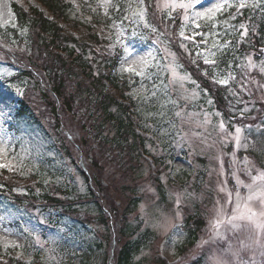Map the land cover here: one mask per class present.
Returning a JSON list of instances; mask_svg holds the SVG:
<instances>
[{"label":"rangeland","instance_id":"obj_1","mask_svg":"<svg viewBox=\"0 0 264 264\" xmlns=\"http://www.w3.org/2000/svg\"><path fill=\"white\" fill-rule=\"evenodd\" d=\"M129 1L128 13L112 17L106 34L111 36L109 40L114 47L122 51L117 74L137 82L129 95L137 103L141 124L152 134L153 144L147 148L155 156L165 159L157 175L152 173L150 163L141 156L139 172L124 177L117 162L97 151L96 158L103 173L101 184L111 188L110 195L118 209L121 207L123 211L126 201L123 204V199L130 198L124 196L120 188L126 186V192L130 185L135 186L138 190L134 192L141 195L136 211L128 218L136 230L135 238L141 242L131 264H190L200 257V264H264V235L255 224L244 221L245 226L235 231L222 226L219 231L223 238L215 236L212 227L217 209L227 198V193L220 191L222 182L227 179L228 191H234L235 177L230 173L234 171L243 184L252 183L244 171L245 157L253 176L257 171H264V73L260 71L264 57H256L254 51L248 53L242 48V44H247L251 34L258 30L259 20L264 21V7L260 6L264 5V0H246L247 4L257 6L246 7L234 20L228 15L229 12L235 14L236 9L232 7L218 14L215 21L201 19L195 23L190 14L185 19L184 12L175 6L177 0H155L152 15L144 2ZM214 2L224 0H201L198 8L202 10ZM24 3L22 1L23 6ZM112 5L113 0H100V13L111 14ZM169 5H172L171 9ZM98 8L94 6L95 10ZM141 11L142 18L134 15ZM156 14L165 17L163 24L170 21L173 26L177 22L179 27H183L185 36L196 33L192 41L193 49L196 48L194 58L197 61L201 59L202 65L203 57L196 55L205 47L201 41L207 42L209 50L216 41L231 42L215 50L213 58L217 66L208 69L209 75L216 80L229 74L234 77L228 85H222L227 90L226 96H230L225 114L224 109L219 108L213 97L203 92L192 74L187 72L186 64H182V60L187 59L185 55L191 54L189 48L181 49L180 43L172 46L167 42L166 28L158 23L160 17ZM245 15L246 20L243 19ZM240 23L248 26L245 38L239 35ZM210 24L216 27H209ZM233 25L237 27L234 29ZM201 33L208 35L202 36ZM29 35L27 27L18 25L11 0H0V98L6 96L12 102L11 109H5L4 116L0 118V162L12 166V170L6 169L7 172L25 177L24 181L31 183L30 189L40 198L39 201H43L44 194L58 189L61 193L57 196L74 202L70 206L77 212L59 215L60 212L54 209H28L11 205L9 201L1 202L0 248L14 258L15 264L21 260L26 264H116V252L123 241L118 232L122 219H108V226L101 223L95 206L87 201V178L94 176V179L98 174L93 167L95 163H90L87 156L74 147L82 138L76 124L65 123L62 134H58L59 129H52L46 118L40 122L42 130L25 125L21 133L15 134L10 128L29 83L28 80L16 79L22 72L20 64L29 54ZM125 44L137 55L151 53L150 71L144 77L123 70L127 66L123 58ZM173 53L177 58L176 73L185 77L183 80L176 79L168 70ZM226 53L228 58L222 60ZM12 54L23 55V58L12 60ZM248 56L253 58L254 67L248 66ZM132 66L137 71L142 70L139 64ZM9 84L19 87L23 95H17ZM232 116L238 117L239 121L233 120ZM221 121L230 124V135L235 127H241V134L247 137L249 147L237 148L231 140L222 143L225 137L219 128ZM81 169L86 170L87 178ZM112 188L120 191L114 193ZM30 189L19 188L16 193L26 195ZM240 193L242 197L249 194L243 185ZM249 207L254 212L261 211L255 201ZM228 214H231L230 209ZM197 217L203 225L197 240L189 244L190 231L196 228ZM109 230L115 235L110 236ZM98 244L102 245L101 249H97Z\"/></svg>","mask_w":264,"mask_h":264},{"label":"trees","instance_id":"obj_2","mask_svg":"<svg viewBox=\"0 0 264 264\" xmlns=\"http://www.w3.org/2000/svg\"><path fill=\"white\" fill-rule=\"evenodd\" d=\"M40 1L51 14L52 19L46 18L42 11L31 5L26 10L12 3L18 25L27 27L30 35L29 54L24 57L25 62L21 63L23 66L20 64L22 72L16 76V79L28 80L29 83L26 85L25 95L20 101L10 128L15 131V134L21 133L25 125L42 130L40 122L46 118L51 128L59 129L58 134H60L63 132L62 128H66L65 123L68 122L71 126L76 124L82 138L80 143L74 144V147L87 156L90 163H95L93 167L98 174L96 179H92L93 175L88 179L87 172L81 169V173L86 176L89 183V200L87 201L95 206L100 222L105 225H109L108 219L121 217L122 224L118 232L123 241L116 252V264H131L141 242L135 238L136 230L131 226L128 218L136 211L141 195L134 192L138 190H135V186L130 187V185L126 192H124L126 186L120 188L123 195L130 198L123 199V204L126 200L125 207H122L123 211L120 210L121 207L118 209L110 195L111 188L101 184L103 173L99 168L100 161L96 158L97 151L109 157L110 161L117 162L123 170V176L129 177L137 174L139 168L141 169L142 161L139 151L142 148L147 149L146 134L143 130L145 132L148 130L140 122L141 115L136 104L127 96L137 82L136 80L131 82L130 79L120 78L117 75L116 70L122 58V51L117 47H110L111 42L105 31H99L101 25L108 26L111 23L112 17L118 18L122 13H128L130 1L113 0L114 7L111 14L105 15L100 13V0H79L77 5L68 0ZM143 2L152 15L155 0H143ZM94 6L99 8L95 10ZM156 15L160 17L158 21L165 18L159 14ZM243 19H247L246 15ZM167 23V28L175 32L176 30L170 27L171 22ZM257 26L258 30L251 34L247 44H242V48L248 53L255 51L256 57L263 58L264 56L260 55V47L264 46V21L259 20ZM69 28L78 30L80 38H75L69 33ZM169 41L173 42V39ZM178 43L174 41L173 45ZM187 47L191 54H184L187 59H183L182 64H186L187 72L192 74L203 92L211 95L217 106L224 109L225 114L227 102L230 99V96H226V88L213 82L214 79L209 75L208 67L202 65L201 60H195V50L192 45ZM227 55V53L223 54L222 60L227 59ZM22 58L23 55L17 56V54H12L11 57L12 60L19 61ZM194 60L195 63H193ZM137 127H142L140 128L142 133L137 132ZM62 146L67 150L64 144ZM94 147L96 150L93 149ZM147 152L150 151L147 150ZM156 159L159 167L158 175L165 159L162 157ZM24 180L25 177L15 172L3 170L0 174V203L9 201L11 205L30 209L34 207V202H40L44 204L42 210L54 209L60 212L59 215L77 212L70 206L74 202L57 196L59 192L61 193L58 189L51 194H44L43 201H39L40 198L33 189H30L31 187H28L30 190L27 195L15 193L16 188L25 182ZM112 189L114 193L120 191L119 188ZM129 192L132 193L131 196L128 195ZM160 192L163 193L164 190L161 188ZM197 219L196 228L190 231L189 244L197 240L200 226L203 225L202 220L199 221L198 217ZM108 233L110 236L115 235V232L111 230ZM101 247V244L97 245V249ZM0 258L7 259V263L10 264L16 262L12 256L3 254L1 248ZM198 261H192L190 264H200ZM0 264L4 263L0 261ZM17 264L23 263L19 261Z\"/></svg>","mask_w":264,"mask_h":264},{"label":"snow or ice","instance_id":"obj_3","mask_svg":"<svg viewBox=\"0 0 264 264\" xmlns=\"http://www.w3.org/2000/svg\"><path fill=\"white\" fill-rule=\"evenodd\" d=\"M140 3H143V0H139ZM201 5V0H177L175 2V6L181 9L185 14V19L189 18V14L191 15V20L193 23L196 21H199L201 19L206 21H215L218 14L222 13L226 9L235 7L236 12L235 14L229 12V18L234 20L236 16L241 15L242 11L246 7H256V4L249 5L247 4L246 0H238V2L235 3H229L228 0H224V2L221 3H212L210 6L203 7L202 10L198 8V6ZM114 7V5H112ZM139 6V5H138ZM261 7H264V5H260ZM172 5H169V9H171ZM138 18L143 17V11L139 13H135ZM127 18V17H125ZM121 21V25H122ZM15 27V25H14ZM196 27L199 28L200 24L197 23ZM209 27H216L215 24H210ZM237 26L233 25V28L235 29ZM239 28V35L241 38H245L248 36V26L244 23H240L238 25ZM154 31H158L157 29H154ZM133 36L136 35L135 32L132 33ZM201 35H208V33H201ZM218 35V34H217ZM179 37L181 38V42L179 44V47L181 49H184L186 47L185 43L183 42L185 39L189 41H194L196 37V33H193L191 36H185V31L183 27L181 28L179 32ZM201 43L205 44V47L203 51H199L196 53L197 57H203V63L205 65H209L212 67L217 66V61L213 57L215 56V50H219L220 48L224 47L225 45L231 43L228 41H216L212 44V50H209V48L206 46V41H201ZM199 47V45H197ZM123 52H124V60L127 66L123 69L127 73H133L138 77H144L147 74V71H150L149 65L151 62V53H148L146 55H137L134 53L132 49H130L126 44L123 46ZM261 56H264V51H261ZM173 60L172 64L169 66V71L172 72L173 76L178 80H183L185 77H181L176 73V54L173 53ZM2 59V57H0ZM129 60H131V63H129ZM195 63V61H193ZM247 63L249 67H254L253 65V58L251 56L247 57ZM133 64H139L142 67L141 71H137L135 67H133ZM260 71L264 73V62H261L260 64ZM205 74L207 75L208 72L206 71ZM0 78H2V74H0ZM234 79V77L229 74L228 76L221 78V79H214V83H218L220 85H228L230 80ZM244 87V85H241ZM9 87L14 89L15 93L17 95H23L22 90L17 87L16 85L9 84ZM211 103V101H209ZM12 107V102L10 98L3 97L0 98V118H2L5 114L4 110L8 109L10 110ZM179 115V113H177ZM244 113L243 110H241V116L243 117ZM230 127V124L226 125L224 121H221L219 124V128L223 130L225 139L222 141V143H228L229 140L234 141V144L237 148H244L247 149L249 147L248 143L246 142L247 137L242 136V129L241 127H235L232 130V134L230 135L228 132V128ZM245 168L244 171L248 173L249 177L252 180V183L249 184H243V181L240 180L239 176L236 175V173L233 171L230 173L231 176L235 177V185H234V191H228L226 185L228 183V180L225 179L220 187L221 192L227 193V198L224 202V204H221L219 208L216 211V219L215 223L212 225L213 232L215 236L223 238V233L219 231V229L222 226L230 227L232 230H239L243 228L244 221H248L252 224H255L256 229L260 231L262 235H264V171H257L256 175H252V169L247 167V158L245 157ZM0 169H8L12 170V166L9 164L0 162ZM259 181V184L257 183ZM243 185L244 188L248 190V196L242 197L240 193V187ZM257 202V204L261 207L260 212H254L250 207L249 204L251 202ZM179 203V198L177 200ZM229 209L231 210V214L229 215ZM2 218V217H0ZM43 222V221H42ZM37 241H39V236L36 237ZM219 264V262H218Z\"/></svg>","mask_w":264,"mask_h":264}]
</instances>
